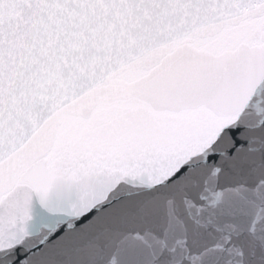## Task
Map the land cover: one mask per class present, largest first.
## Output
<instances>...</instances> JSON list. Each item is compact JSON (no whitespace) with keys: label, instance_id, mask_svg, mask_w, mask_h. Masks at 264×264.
I'll return each mask as SVG.
<instances>
[{"label":"snow or ice","instance_id":"6c2138e0","mask_svg":"<svg viewBox=\"0 0 264 264\" xmlns=\"http://www.w3.org/2000/svg\"><path fill=\"white\" fill-rule=\"evenodd\" d=\"M0 264H264V0H0Z\"/></svg>","mask_w":264,"mask_h":264}]
</instances>
